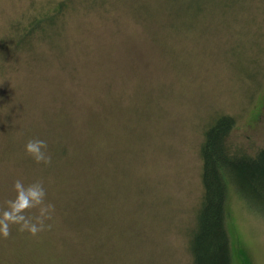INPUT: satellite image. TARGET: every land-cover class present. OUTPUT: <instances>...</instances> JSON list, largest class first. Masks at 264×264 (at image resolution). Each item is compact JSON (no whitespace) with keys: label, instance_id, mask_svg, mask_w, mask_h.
<instances>
[{"label":"rangeland","instance_id":"rangeland-1","mask_svg":"<svg viewBox=\"0 0 264 264\" xmlns=\"http://www.w3.org/2000/svg\"><path fill=\"white\" fill-rule=\"evenodd\" d=\"M223 114L235 150L264 147V0H0V206L17 179L55 206L50 229L0 236V264H193L202 146ZM258 198L230 186L252 264Z\"/></svg>","mask_w":264,"mask_h":264},{"label":"trees","instance_id":"trees-1","mask_svg":"<svg viewBox=\"0 0 264 264\" xmlns=\"http://www.w3.org/2000/svg\"><path fill=\"white\" fill-rule=\"evenodd\" d=\"M18 31L21 41L30 37ZM235 127V117L223 114L206 130L202 146L203 197L190 240L193 264H252L246 251L236 248L231 237L228 196L232 186L249 204L251 197L264 198V147L254 154L235 150L230 140Z\"/></svg>","mask_w":264,"mask_h":264},{"label":"clouds","instance_id":"clouds-1","mask_svg":"<svg viewBox=\"0 0 264 264\" xmlns=\"http://www.w3.org/2000/svg\"><path fill=\"white\" fill-rule=\"evenodd\" d=\"M25 152L37 164L50 165L51 154L45 140L32 138L25 144ZM15 197L6 199L0 206V236L7 239L11 235L13 226L20 232H28L32 236L38 235L45 228L46 221L51 220L55 206L47 201V191L42 180H35L25 184L21 179L13 184Z\"/></svg>","mask_w":264,"mask_h":264}]
</instances>
